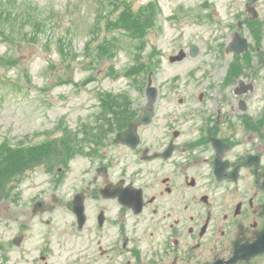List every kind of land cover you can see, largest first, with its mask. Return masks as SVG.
<instances>
[{
    "label": "rangeland",
    "instance_id": "rangeland-1",
    "mask_svg": "<svg viewBox=\"0 0 264 264\" xmlns=\"http://www.w3.org/2000/svg\"><path fill=\"white\" fill-rule=\"evenodd\" d=\"M248 1H0V157L3 151L12 157L26 153L27 161L37 149L50 154L47 167L34 162L12 176V199L0 197V264H107L101 247L108 249L107 238L118 227L109 221L102 231L88 225L77 233L69 207L74 188L83 185L80 178L98 162L80 147L87 146L88 131L107 122L119 101L124 105L128 99L120 93L131 98L126 108H142L150 71L160 90L159 110L190 106L179 97L198 104L204 90L225 89L221 83L233 55L222 46L247 18ZM257 8L264 22V0ZM121 10L132 11L131 17L121 19L128 16ZM248 27L242 34L250 36ZM191 44L199 48L195 56L188 55ZM180 49L187 56L170 61ZM88 144H96L91 135ZM113 153L119 174L120 156L132 153L121 147ZM54 194L56 208L34 217L35 201H51ZM107 207L113 219L116 207ZM21 233V244H14Z\"/></svg>",
    "mask_w": 264,
    "mask_h": 264
},
{
    "label": "flooded vegetation",
    "instance_id": "flooded-vegetation-1",
    "mask_svg": "<svg viewBox=\"0 0 264 264\" xmlns=\"http://www.w3.org/2000/svg\"><path fill=\"white\" fill-rule=\"evenodd\" d=\"M246 16L233 39L248 24V44L232 52L225 89L204 90L198 104L179 97L190 106L159 110L156 85L154 112L138 128L139 143L126 142L131 133L115 142L143 109L123 105L114 118L119 128L105 133L92 154L98 163L80 178L69 207L77 233L88 225L102 231L109 221L118 227L108 249L101 247L107 264H264V22L260 12ZM120 147L132 154L120 156L118 174L113 150ZM79 195L86 205L83 228ZM109 203L116 207L113 219Z\"/></svg>",
    "mask_w": 264,
    "mask_h": 264
},
{
    "label": "trees",
    "instance_id": "trees-1",
    "mask_svg": "<svg viewBox=\"0 0 264 264\" xmlns=\"http://www.w3.org/2000/svg\"><path fill=\"white\" fill-rule=\"evenodd\" d=\"M0 1L4 2V1H7V0H0ZM133 9L136 10V8H133ZM121 12L128 13L127 14L128 16H121L120 15L121 19H127L128 17H131L130 13L132 11H129V10H123L122 11L121 10ZM98 52H100V51H98ZM34 148H37V147H31L29 149H34ZM44 154H46L44 151L40 150L38 152V149H37L32 154V159L30 161H27L25 159L26 153H24L23 156L20 155L19 157H15V156L12 157L11 155H9L5 151H3L2 156L0 157V159H3L5 161V163H2V164L0 163V197L11 195V193L9 194V190L11 191L12 188L10 189L9 182L11 181L12 176L16 172H17L16 176L21 174L25 170L27 165L32 164L34 162L41 161L44 158L43 156H45Z\"/></svg>",
    "mask_w": 264,
    "mask_h": 264
},
{
    "label": "water",
    "instance_id": "water-1",
    "mask_svg": "<svg viewBox=\"0 0 264 264\" xmlns=\"http://www.w3.org/2000/svg\"><path fill=\"white\" fill-rule=\"evenodd\" d=\"M258 0H251V3H248V9L254 13V16L257 15V10H256V7H255V3L257 2ZM243 39V44H241V47H245L246 46V39L242 38ZM197 46L196 45H192V52H196L197 50ZM230 49H234V50H237V51H240L239 49H237L235 47V43H232L229 47ZM241 49V48H240ZM184 57V53H180L179 55H177L176 57H172V59H182ZM150 86H151V80H150ZM156 89H151L149 88V96H150V101L149 103L144 107V111L142 113V115L140 116L139 118V123L141 122H148L149 119H150V116L152 114V111H153V102L155 100V97H156ZM133 124H137V123H133ZM132 124V125H133ZM131 125V126H132ZM132 129L135 130V125L132 126ZM41 205V203H38L36 205V208ZM50 208H53V207H50ZM37 210V209H36ZM42 210H44V208H42ZM77 210H78V216H79V223H80V227H82V225L84 224L85 222V219H86V215H85V206H84V203H83V199L81 198V202L79 201L78 202V206H77ZM234 260V259H233Z\"/></svg>",
    "mask_w": 264,
    "mask_h": 264
}]
</instances>
